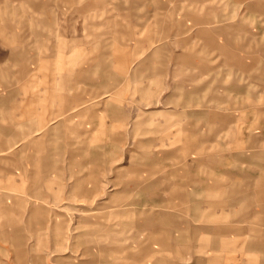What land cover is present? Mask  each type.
<instances>
[{"label": "rangeland", "instance_id": "1", "mask_svg": "<svg viewBox=\"0 0 264 264\" xmlns=\"http://www.w3.org/2000/svg\"><path fill=\"white\" fill-rule=\"evenodd\" d=\"M4 58L64 110L0 111V264H264V0H0Z\"/></svg>", "mask_w": 264, "mask_h": 264}, {"label": "crops", "instance_id": "2", "mask_svg": "<svg viewBox=\"0 0 264 264\" xmlns=\"http://www.w3.org/2000/svg\"><path fill=\"white\" fill-rule=\"evenodd\" d=\"M210 39H213V36L210 35L209 37ZM69 42H74V41H67ZM69 45H67L66 47H68ZM6 47V46H5ZM21 48V50L16 53L15 51L13 52V55L10 54V56H17L20 57L19 60H16L17 65L19 64L18 68L20 66H22V69H25L24 73L26 72L27 67H25L26 63V59L25 54H27L22 46H19ZM68 51H63L61 53V57L63 58H68ZM30 54H32L31 59H34V52H30ZM36 57V63L38 62V57L37 55H35ZM57 57V55L55 54V51H52L51 54H48V56L45 57V62L50 63V69L47 68V70H49L51 73L53 72V68H55L53 61L55 60V58ZM15 60L11 59V58H4V60H0V65H3L5 63H13ZM59 68V67H58ZM18 72V70L16 71V73ZM48 73V71H46ZM37 78V76H36ZM50 78V77H49ZM52 78V77H51ZM47 79V78H46ZM51 87H46L44 89L38 90V89H29V92L27 93H23V91H18V90H13L11 91V93H6L3 94L2 97H0V101L1 99H4V102H0V111H10V112H14V124L12 126H15L16 123L18 125H23L22 122L19 123V117L22 116V110L25 109V111H29L30 113H32L31 117H36V118H30V123L32 124L31 126H35L36 128L40 127L43 128L45 125H48L49 122L52 123L53 120H51V116L52 113L56 112V111H63L64 107H63V103L59 102V94H54L53 91L51 90ZM62 96V95H61ZM63 97V96H62ZM11 100H13V103H11ZM63 101V98H62ZM21 106V108H20ZM17 111L21 112V115L19 116L17 114ZM41 114H44L42 116H40ZM48 118V119H46ZM36 121V122H31V121ZM16 121V122H15ZM46 122V124H45ZM29 124V123H28ZM26 125V124H25ZM5 127L6 124H2L0 122V129H3L2 134H0V143H7L8 142H15L16 140H7L9 138V136H7L5 134ZM10 127V126H8ZM38 142V141H37Z\"/></svg>", "mask_w": 264, "mask_h": 264}]
</instances>
